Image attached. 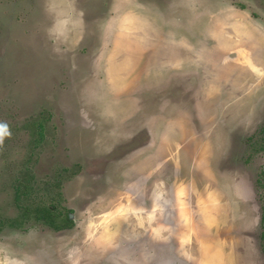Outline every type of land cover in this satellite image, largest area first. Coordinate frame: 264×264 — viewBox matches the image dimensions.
<instances>
[{
	"label": "rangeland",
	"instance_id": "obj_1",
	"mask_svg": "<svg viewBox=\"0 0 264 264\" xmlns=\"http://www.w3.org/2000/svg\"><path fill=\"white\" fill-rule=\"evenodd\" d=\"M0 126V264H264V0H0Z\"/></svg>",
	"mask_w": 264,
	"mask_h": 264
},
{
	"label": "trees",
	"instance_id": "obj_2",
	"mask_svg": "<svg viewBox=\"0 0 264 264\" xmlns=\"http://www.w3.org/2000/svg\"><path fill=\"white\" fill-rule=\"evenodd\" d=\"M38 126L40 128V131L44 128L42 123H38ZM28 179L30 184V178L28 177ZM16 187L18 188L16 193V198L18 200L23 199L25 197H29V195L31 194V188L28 185L20 189V183H17ZM51 208H53L52 205H47L42 202H38L36 204H33L32 206L28 203H22V205L20 206L21 212L16 215L15 219L11 222V225L13 227L20 228V226H22V224L30 217V215H33L36 220H42L45 224L55 229L71 227L73 220L69 216V213H66L67 215H61L58 219V214L54 212ZM262 220L264 222V215L262 217ZM2 225L3 220L0 218V232L3 227Z\"/></svg>",
	"mask_w": 264,
	"mask_h": 264
},
{
	"label": "flooded vegetation",
	"instance_id": "obj_3",
	"mask_svg": "<svg viewBox=\"0 0 264 264\" xmlns=\"http://www.w3.org/2000/svg\"><path fill=\"white\" fill-rule=\"evenodd\" d=\"M73 6V5H72ZM75 7H76V5H74ZM83 5L81 4V6H79V7H82ZM45 9V8H44ZM46 10H50V9H47L46 8ZM58 10H60V9H58ZM79 10V9H78ZM45 12V16H46V24L48 25V24H51L50 23V20H49V18H48V16H50V14L47 12V11H44ZM59 12V11H58ZM60 13V15H64V13H63V11H61V12H59ZM97 12H95V11H93V14H92V16H96L97 17ZM52 15V14H51ZM43 19V18H42ZM60 20H61V18H60ZM83 21V18L79 21V22H82ZM91 22V20L89 21V23ZM58 23H59V26H60V28L61 27H63L64 26V22L63 21H58ZM45 24V27H42L43 28V31H45V28H46V25ZM83 27V25L82 26H80L78 29H81ZM47 28H49L48 26H47ZM46 28V29H47ZM77 32H78V30H77ZM82 32H84L83 30L82 31H80V33H82ZM28 177L30 178V176L28 175ZM69 216H70V213H69Z\"/></svg>",
	"mask_w": 264,
	"mask_h": 264
},
{
	"label": "snow or ice",
	"instance_id": "obj_4",
	"mask_svg": "<svg viewBox=\"0 0 264 264\" xmlns=\"http://www.w3.org/2000/svg\"><path fill=\"white\" fill-rule=\"evenodd\" d=\"M4 134V129L2 126H0V136H2Z\"/></svg>",
	"mask_w": 264,
	"mask_h": 264
},
{
	"label": "water",
	"instance_id": "obj_5",
	"mask_svg": "<svg viewBox=\"0 0 264 264\" xmlns=\"http://www.w3.org/2000/svg\"><path fill=\"white\" fill-rule=\"evenodd\" d=\"M71 217H74L73 214H70Z\"/></svg>",
	"mask_w": 264,
	"mask_h": 264
},
{
	"label": "clouds",
	"instance_id": "obj_6",
	"mask_svg": "<svg viewBox=\"0 0 264 264\" xmlns=\"http://www.w3.org/2000/svg\"><path fill=\"white\" fill-rule=\"evenodd\" d=\"M2 231V230H1Z\"/></svg>",
	"mask_w": 264,
	"mask_h": 264
}]
</instances>
